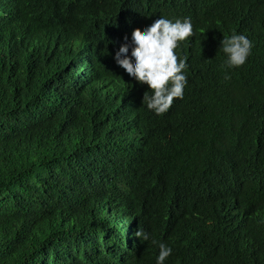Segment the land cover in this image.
<instances>
[{
  "label": "trees",
  "instance_id": "1",
  "mask_svg": "<svg viewBox=\"0 0 264 264\" xmlns=\"http://www.w3.org/2000/svg\"><path fill=\"white\" fill-rule=\"evenodd\" d=\"M159 15L193 35L156 115L112 57ZM137 228L165 264H264V0H0V264H155Z\"/></svg>",
  "mask_w": 264,
  "mask_h": 264
},
{
  "label": "clouds",
  "instance_id": "2",
  "mask_svg": "<svg viewBox=\"0 0 264 264\" xmlns=\"http://www.w3.org/2000/svg\"><path fill=\"white\" fill-rule=\"evenodd\" d=\"M192 23L188 17L168 19L159 15L143 31L133 30L130 43H121L113 53L115 64L127 77L137 83L145 84L151 91L143 93L142 100L148 110L156 115L165 113L173 99H181L186 85V57L175 51L180 42L192 37ZM226 59L222 67L227 69L243 65L250 53L252 44L243 34L233 33L219 42ZM228 80L229 76L224 75ZM140 241H149L158 249L155 264H165L172 249L162 241L150 237L139 228L133 233Z\"/></svg>",
  "mask_w": 264,
  "mask_h": 264
}]
</instances>
